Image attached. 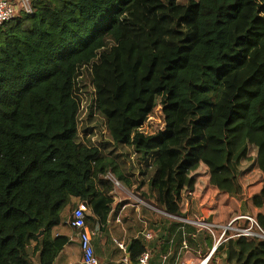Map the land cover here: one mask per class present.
Segmentation results:
<instances>
[{"label": "trees", "instance_id": "1", "mask_svg": "<svg viewBox=\"0 0 264 264\" xmlns=\"http://www.w3.org/2000/svg\"><path fill=\"white\" fill-rule=\"evenodd\" d=\"M30 2L32 12L0 26V264H53L68 237L52 231L72 197L107 233L129 202L114 206L109 173L177 217L197 163L234 195L236 121L257 147L262 178L250 200L264 230V0ZM156 96L163 127L146 134ZM157 215L158 237L130 238L133 264L143 251L172 259L183 241L211 245L207 230L197 239L195 225ZM215 255L264 264V239L231 236Z\"/></svg>", "mask_w": 264, "mask_h": 264}, {"label": "crops", "instance_id": "2", "mask_svg": "<svg viewBox=\"0 0 264 264\" xmlns=\"http://www.w3.org/2000/svg\"><path fill=\"white\" fill-rule=\"evenodd\" d=\"M188 191L191 190L189 189ZM112 197L114 200V206L126 199H129V202H123L118 210L111 214V217L108 221L109 230L107 233H102L96 228L93 229L95 236L92 240L94 252L98 257L100 264H129V261L126 263L124 260V257H127L125 249H121L117 243H123L126 248L127 245L130 244V238L132 236L136 237L140 234L144 235L146 241L153 239L156 234L155 231H150L149 225L151 222H154L155 226L159 220V217L157 213L153 212L150 207L147 206V203L154 206L151 202L144 201L126 187L122 186V188H120V186L116 185L112 191ZM206 201L207 200H196L192 197L184 198L183 196L181 206L182 216L178 217L192 219L198 214L199 217L209 218L210 214H213L214 210L211 209L213 206L211 205L212 203L209 205V201L208 203H206ZM79 204L82 203L78 200V198L72 197L71 203L67 205L61 213V222L53 228V235H65L68 237V242L58 252L53 264H82L80 261L81 250L78 239L79 231L70 225L71 211ZM197 207H200V209H197ZM194 210L197 211V214L193 215L192 213H194ZM85 211L87 212L86 208ZM214 220L211 221L214 223H217V220L220 221L217 218L215 221ZM112 228H117V232L113 231ZM201 232L202 228L197 227L194 237L199 239L200 235L202 234ZM212 243L213 242H211L210 246L205 243L203 245L198 243L196 247H188L183 241V247L178 249L174 258L171 259L172 251H169L167 253L168 257L163 256L159 264H181L182 262L196 261L199 257L209 251ZM184 244H186V246H184ZM204 250L205 252L203 253ZM151 254L152 253H150V255ZM211 258H213L212 262L220 260L217 255L214 256V253ZM158 261L159 260L153 256L150 258L148 264H157Z\"/></svg>", "mask_w": 264, "mask_h": 264}, {"label": "rangeland", "instance_id": "3", "mask_svg": "<svg viewBox=\"0 0 264 264\" xmlns=\"http://www.w3.org/2000/svg\"><path fill=\"white\" fill-rule=\"evenodd\" d=\"M258 0H251V2H257ZM262 0H260L261 2ZM162 101L160 96H156L153 107L150 112L147 114L145 121L139 127V130L146 134L155 133L157 130L163 127V115L161 111ZM240 121H236L230 125L231 130L230 137L233 138L234 141V152L231 157V163L235 169L236 179H237V191L234 195H230L224 192L218 191L216 188L211 186L208 182V169L202 163H197L193 165L186 174V184L183 187L182 193L184 198L192 197L196 200H207L212 203L211 205L214 210L213 214H210L209 218H204L205 221L219 219L217 223L227 224L231 222V226L235 227H246L248 226V221L244 217H240L242 215H250L255 218V213L257 209L253 207L251 203V195L257 192L260 188V182L262 178V172L257 166L256 161V152L257 147L253 142V138L251 133H248V128H236V126L241 125L238 124ZM243 126V125H241ZM240 127V126H238ZM236 128V129H235ZM108 177L112 178L113 174L109 173ZM120 188H122V184H119ZM124 187V186H123ZM185 189V190H184ZM190 189L191 191H188ZM137 195L136 193H134ZM149 207V204L147 203ZM153 207V208H152ZM150 209L157 213L161 214L160 211L155 210V207L152 206ZM200 207H197V209ZM196 209V208H195ZM154 213V214H155ZM194 214H197V211L194 210ZM215 216V217H214ZM199 217L198 214L196 217ZM208 219V220H207ZM214 220V221H215ZM245 221V222H244ZM195 225V224H193ZM200 227L198 225H195ZM203 230H207L211 235V240L213 241V235L211 232L204 227H201ZM113 231L117 232V228H112ZM256 230V229H255ZM220 231L216 233V237H218ZM235 234V231L228 230L226 235L221 239L220 243L225 241L228 237ZM264 235V233H263ZM95 236L93 235V238ZM251 237V236H250ZM264 239L263 237H259ZM211 260V258H210ZM209 260V261H210ZM213 260V258H212ZM208 261V262H209ZM211 262V261H210ZM212 264H222L220 260L212 262Z\"/></svg>", "mask_w": 264, "mask_h": 264}, {"label": "built area", "instance_id": "4", "mask_svg": "<svg viewBox=\"0 0 264 264\" xmlns=\"http://www.w3.org/2000/svg\"><path fill=\"white\" fill-rule=\"evenodd\" d=\"M25 11L26 13L32 12L31 2L30 0H0V26L7 20L12 17L18 15L20 12ZM115 185L119 186V181L115 179L113 176L111 178ZM151 208L152 205H149ZM155 207V206H154ZM153 208V207H152ZM155 210L160 211L163 214H166L169 217H174L180 219L184 222H188L191 224L198 225L200 227L207 228L211 234L213 235V243L210 247L209 251L199 257L196 261L191 262H182L181 264H207L210 258L212 257L216 247L220 244L221 239L226 235L228 230L235 231V234L231 236H239L243 235L246 237H263L264 230L259 226L256 219L250 215H242L240 217H244L248 221V226L246 227H235L231 226V222L227 224L222 223H214L205 221L202 217H197L194 219H184L174 216L172 214L166 213L157 207ZM70 225L76 229H78V239L79 246L81 250V263L82 264H100L98 257L95 255L94 247H93V229L87 224L85 221V207L82 204L77 205L71 211ZM256 229V230H255ZM220 231L218 237H216V233ZM148 236V235H147ZM230 236V237H231ZM121 249H125V245L121 242L117 243ZM186 246V244H184ZM126 263H128L127 257H124ZM139 264H148L149 263V252L143 251L139 258Z\"/></svg>", "mask_w": 264, "mask_h": 264}, {"label": "water", "instance_id": "5", "mask_svg": "<svg viewBox=\"0 0 264 264\" xmlns=\"http://www.w3.org/2000/svg\"><path fill=\"white\" fill-rule=\"evenodd\" d=\"M129 245H130V244H128L127 247L125 248V252H126V254H127V252H128ZM127 256H128V254H127ZM129 264H133V263L129 261Z\"/></svg>", "mask_w": 264, "mask_h": 264}]
</instances>
